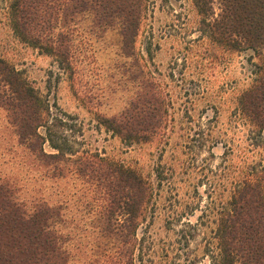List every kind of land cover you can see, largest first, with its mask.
<instances>
[{"label": "rangeland", "instance_id": "1", "mask_svg": "<svg viewBox=\"0 0 264 264\" xmlns=\"http://www.w3.org/2000/svg\"><path fill=\"white\" fill-rule=\"evenodd\" d=\"M11 1L0 0V59L48 102L50 115L71 128L67 135L76 150L135 171L149 189L136 242L129 244H137L134 264H211L218 256L219 213L234 187L263 164L264 132L258 134L238 110L259 58L214 43L193 0H144L130 57L121 52L117 27L94 30L83 21L74 32L75 59L83 64L78 91L93 100L90 111L53 60L14 34ZM210 1L216 17L219 0ZM143 84L156 95L154 104L165 108V118L147 142L124 143L92 112L118 116ZM65 167L59 175L20 147L0 108V184L25 208L36 201L58 208L57 228L72 238L76 259L79 243L97 245L92 253L102 259L110 248L94 243L98 197Z\"/></svg>", "mask_w": 264, "mask_h": 264}, {"label": "trees", "instance_id": "2", "mask_svg": "<svg viewBox=\"0 0 264 264\" xmlns=\"http://www.w3.org/2000/svg\"><path fill=\"white\" fill-rule=\"evenodd\" d=\"M193 1L203 31L214 43L231 51L251 50L259 58L254 83L240 96L238 110L258 134L263 133L264 0H219L216 17L210 0ZM144 5V0H12L9 11L14 34L50 57L69 81L73 95L92 111L93 100L78 91L83 64L75 59L74 32L83 21L94 30L117 27L121 52L130 57ZM155 96L143 84L118 116L92 113L124 143L147 142L161 128L166 114L161 104H154ZM0 108L6 112L19 146L42 166H53L61 175L67 165L68 171L86 179L98 197L94 243L103 241L110 248L100 259L92 253L97 245L79 243L74 248L82 254V261L76 259L72 238L57 228L58 208L43 201L25 208L7 185L0 184V264H134L137 244H129L136 242L140 217L150 201L142 177L98 153L76 150L67 135L71 128L50 115L48 102L2 59ZM262 149L264 152V142ZM216 239L218 256L211 264H264V158L247 180L234 187L230 201L219 213Z\"/></svg>", "mask_w": 264, "mask_h": 264}]
</instances>
